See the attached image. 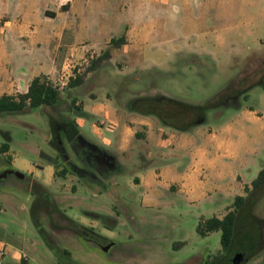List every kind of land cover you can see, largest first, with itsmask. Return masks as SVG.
I'll return each mask as SVG.
<instances>
[{"label": "rangeland", "instance_id": "374dc122", "mask_svg": "<svg viewBox=\"0 0 264 264\" xmlns=\"http://www.w3.org/2000/svg\"><path fill=\"white\" fill-rule=\"evenodd\" d=\"M221 5L218 0L154 4L146 12L154 18L159 37L166 40L161 45L144 48L137 60L129 50H116L110 42L109 47L101 44L72 63L68 74L45 77L60 92L54 106L0 114V145L8 141L11 148L7 153L0 151V172L13 154L35 164L43 165L47 160L54 165L49 186H41L30 176L18 179L9 175L0 182V240L23 251V262L204 264L225 253L220 231L202 236L197 225L212 216L222 218L232 210L234 198L214 205L189 201L174 193L176 185L167 188L151 179L139 185L138 177L142 168L170 162L166 150L173 144L168 143V134L181 131L163 122L151 100L209 105L234 82L248 85L264 73V0H221ZM124 8L126 13L118 15ZM138 8L139 0H93L80 18L89 25L97 19L107 29L117 19L127 21L129 11ZM194 18L206 21L196 24ZM61 22L71 30L77 23L73 15ZM223 25L227 28L220 40L214 34L196 36L204 28ZM98 40L103 42L102 37ZM104 52L108 56H103ZM70 78H79L80 83L68 87ZM244 78L247 82L241 83ZM256 102L264 104V89L255 84L225 106L207 109L201 124L207 127L228 120L236 107ZM83 106L88 107L91 117L85 119L80 134L97 143L95 126L105 136L123 137L126 148L122 153L115 145L107 148V155L113 159V154L121 165H107L106 156L90 164L86 152L77 150L78 138L70 140L65 132L57 144L59 150L51 145L49 116L76 123L79 116L75 110ZM103 106L105 116L93 113ZM171 109L172 105L162 100L157 113L169 117L165 113ZM196 118L193 110L168 121L186 124ZM147 127L150 131L146 132ZM42 191L45 195L41 200ZM247 217L258 229L257 250L250 255L234 249L229 264H264V197ZM77 225L87 230L77 232ZM44 237L59 249L61 257L48 247ZM110 243L109 250L103 251L101 245ZM1 251L0 261L6 254L5 245Z\"/></svg>", "mask_w": 264, "mask_h": 264}, {"label": "crops", "instance_id": "0c3cea01", "mask_svg": "<svg viewBox=\"0 0 264 264\" xmlns=\"http://www.w3.org/2000/svg\"><path fill=\"white\" fill-rule=\"evenodd\" d=\"M166 1L139 0L138 10H130L127 21L117 19L112 27L106 29L97 19L89 25L80 18L93 0H0V97L27 92L35 77L54 78L68 74L72 63L101 44L109 47L113 38H123V43L116 50H129V54L139 60L144 48L157 47L166 41L159 37L154 18L146 12L152 5H162ZM218 4L222 6L221 0ZM124 13L125 8L118 15ZM72 15L77 23L71 30L61 21ZM193 20L196 24L206 21ZM226 28L224 25L211 30L204 28L196 36L205 38L214 34L220 40ZM100 37L103 38L101 43L98 42ZM89 38L92 42H88ZM110 53L112 56L113 50ZM81 111L84 115L76 121L79 131L75 141L77 150L86 152L90 164L106 156L109 158L107 165H121L113 154H110L113 159L107 155V148L115 145L117 152L122 153L126 148L125 139L117 134L105 136L95 126L93 134L98 142L84 137L80 128L85 119H90L91 113L87 106H83ZM93 113L105 116L107 112L103 106ZM141 124L146 126L147 122L141 121ZM145 131H150V128ZM167 141L173 144L166 150L170 162L165 166L142 168L144 171L138 176L139 185L151 179L155 184L165 183L167 188L176 185L174 193L189 201L197 199L209 205L231 201L235 196L243 195L244 188L264 167V104L259 106L256 102L236 107L228 120L212 126L200 124L187 131L171 132ZM53 166V162L47 160L39 165L13 154L9 164L2 167L0 182L9 175L18 179L30 176L41 186H49L52 184ZM3 198L7 201L6 196ZM2 245H5L6 254L0 264H29L23 262V251L0 240V248Z\"/></svg>", "mask_w": 264, "mask_h": 264}, {"label": "trees", "instance_id": "16d2710c", "mask_svg": "<svg viewBox=\"0 0 264 264\" xmlns=\"http://www.w3.org/2000/svg\"><path fill=\"white\" fill-rule=\"evenodd\" d=\"M121 43H123L122 37L110 40V44L114 47H118ZM103 56H108V53L104 52ZM243 82L246 83L247 79H242L241 83ZM79 83V78H70L67 82V86L74 87ZM255 84L260 85L264 89V73L257 80L248 85H239L238 82H234L218 95L216 102L209 105L193 106L162 98L159 99L161 101H151L156 106L155 111L159 110L162 100H165L166 103L172 105V109L165 113L169 117H163L162 115L164 114L161 113L159 115L157 111L156 114L161 117V119L163 118L165 124L184 131L194 125L203 123L204 114L207 109L225 106L230 99L244 94V92ZM59 98L60 92L57 87L52 85V83L45 78L35 77L29 84L27 92L18 93L17 95H2L0 97V114L24 112L41 106H54ZM193 110L196 111L197 118L192 122L181 124L174 121H168V118L170 117L186 116L187 114L192 113ZM75 115L82 116L84 113L79 108L75 110ZM49 129L50 143L56 150L60 149L57 144H59V140H61L62 132H65L70 140L76 137L79 133L75 121H55L51 116H49ZM8 149V141H5L0 145L1 152H7ZM244 191L245 195H237L234 197L232 210L228 211L222 218L212 216L198 223L197 231L202 236L213 231H220V243L225 252L221 257L216 255L214 259L204 264H229V255L234 249L243 250L250 255L256 252L259 242L258 229L257 226L250 223L247 216L255 203L264 197V167L259 170L257 176L251 181L250 185L244 188ZM44 195L45 193L42 191L39 198L42 200ZM37 228L39 229L40 227L37 226ZM81 228L85 231L87 230L82 226H78L74 230L80 232L82 230ZM44 240L48 247L51 248L58 257H61L59 254L60 251H58L59 249L47 241L46 237H44ZM63 253L68 254L66 250H64Z\"/></svg>", "mask_w": 264, "mask_h": 264}, {"label": "water", "instance_id": "95a60500", "mask_svg": "<svg viewBox=\"0 0 264 264\" xmlns=\"http://www.w3.org/2000/svg\"><path fill=\"white\" fill-rule=\"evenodd\" d=\"M79 139H80V141H81L82 143H85V141H84L82 138L79 137ZM111 165H112V164H111ZM113 165H114V164H113ZM110 247H111V243L108 244V245H101L102 250L105 251V252H107V251L109 250Z\"/></svg>", "mask_w": 264, "mask_h": 264}, {"label": "built area", "instance_id": "2783aa9c", "mask_svg": "<svg viewBox=\"0 0 264 264\" xmlns=\"http://www.w3.org/2000/svg\"><path fill=\"white\" fill-rule=\"evenodd\" d=\"M0 253H1V254H3L4 252H3V251H1Z\"/></svg>", "mask_w": 264, "mask_h": 264}, {"label": "flooded vegetation", "instance_id": "af4514ba", "mask_svg": "<svg viewBox=\"0 0 264 264\" xmlns=\"http://www.w3.org/2000/svg\"><path fill=\"white\" fill-rule=\"evenodd\" d=\"M97 161V160H96Z\"/></svg>", "mask_w": 264, "mask_h": 264}]
</instances>
